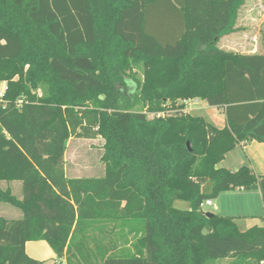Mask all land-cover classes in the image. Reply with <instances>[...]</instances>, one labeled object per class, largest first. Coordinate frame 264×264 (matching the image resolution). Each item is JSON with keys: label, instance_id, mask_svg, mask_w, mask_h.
Returning a JSON list of instances; mask_svg holds the SVG:
<instances>
[{"label": "trees", "instance_id": "trees-1", "mask_svg": "<svg viewBox=\"0 0 264 264\" xmlns=\"http://www.w3.org/2000/svg\"><path fill=\"white\" fill-rule=\"evenodd\" d=\"M245 1L0 0V181L23 185L21 200L0 189L23 213L0 216V264H44L26 252L38 241L65 264L264 262V225L202 208L237 189L264 198V176L218 167L264 143V53L218 47ZM191 100L226 126L185 112ZM73 138L104 140L101 176H67Z\"/></svg>", "mask_w": 264, "mask_h": 264}, {"label": "crops", "instance_id": "crops-1", "mask_svg": "<svg viewBox=\"0 0 264 264\" xmlns=\"http://www.w3.org/2000/svg\"><path fill=\"white\" fill-rule=\"evenodd\" d=\"M244 12V15H241ZM264 22V0H246L240 9L236 23L237 32L223 37L218 47L224 51L243 54L259 55L264 53L262 43V30ZM6 87V83L0 82V90ZM185 112L205 113L208 122L218 128H224L227 124L225 111L217 107H211L202 100H191L186 102ZM206 120V118H205ZM214 123V124H213ZM242 166H249L257 176H264V143L257 141L244 142L229 152L225 159L218 165L230 171H236ZM104 172V166H103ZM67 174V173H66ZM68 176V175H67ZM81 178V177H70ZM0 189H10L18 199L23 198V185L19 181H0ZM216 215L233 217L242 231L254 226L264 225V198L261 190L224 192L216 200H211ZM215 202V203H214ZM5 204V203H0ZM12 214V218L21 219L20 214L9 207L0 206V216ZM5 218V216H4ZM27 254L46 264L48 261H57L52 264H65V259H58L47 242H28L26 244ZM232 259L218 260L215 264H232ZM261 264H264L261 263Z\"/></svg>", "mask_w": 264, "mask_h": 264}, {"label": "rangeland", "instance_id": "rangeland-1", "mask_svg": "<svg viewBox=\"0 0 264 264\" xmlns=\"http://www.w3.org/2000/svg\"><path fill=\"white\" fill-rule=\"evenodd\" d=\"M241 15H244V12ZM170 23H172V20L170 21ZM135 95H136L135 86L130 85L127 89L124 90L123 98L127 99L128 97L132 101ZM133 109L135 111H140L142 110V107L138 105L135 106ZM167 114H173V113H167ZM191 115L201 116L203 118H206V120H208L207 118H209L205 113L191 112ZM148 116L151 117L152 114H148ZM103 145H104V140L101 138H96L93 140L78 139V138L71 139L68 143V147L65 155L66 173L68 177L101 176L103 174V163L101 161V157L103 154ZM0 206L9 207V209H14V211H17L18 213L22 214L21 210L9 204H1ZM174 206L177 209H181V210L190 209L189 203L183 201H176L174 203ZM203 210L207 213H216V211H214V206H207L206 204H204ZM4 214H6L3 215V217L5 216V218L13 217L12 214L9 213H4ZM57 261H48L46 264H52Z\"/></svg>", "mask_w": 264, "mask_h": 264}, {"label": "built area", "instance_id": "built-area-1", "mask_svg": "<svg viewBox=\"0 0 264 264\" xmlns=\"http://www.w3.org/2000/svg\"><path fill=\"white\" fill-rule=\"evenodd\" d=\"M5 90H6V87H5L3 90H0V102H1L2 99H3V96H4V92H5ZM204 204H206L207 206H212V205H213V203H212L211 200L204 202V203L202 204V208H203Z\"/></svg>", "mask_w": 264, "mask_h": 264}, {"label": "water", "instance_id": "water-1", "mask_svg": "<svg viewBox=\"0 0 264 264\" xmlns=\"http://www.w3.org/2000/svg\"><path fill=\"white\" fill-rule=\"evenodd\" d=\"M189 147V144H188ZM214 214L213 213H207V217H213ZM204 234H207V230H204Z\"/></svg>", "mask_w": 264, "mask_h": 264}]
</instances>
